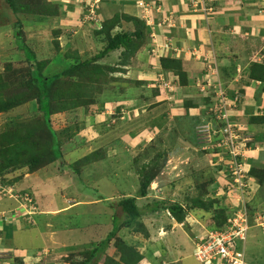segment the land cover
<instances>
[{
    "label": "rangeland",
    "instance_id": "1",
    "mask_svg": "<svg viewBox=\"0 0 264 264\" xmlns=\"http://www.w3.org/2000/svg\"><path fill=\"white\" fill-rule=\"evenodd\" d=\"M195 1L203 11L207 10L204 1ZM153 2L138 0L136 6L120 3L108 8L112 13L145 20L147 30L155 27ZM261 2L254 0L252 5L257 14L264 11ZM27 3L31 6L44 4L43 10L48 6L52 11L57 10L58 16L15 13L7 0H0V74L4 78L10 80L15 74L24 75L37 61L45 59L51 61L45 73L53 74L75 62L76 56L81 61L93 59L107 45L104 34L97 36V29L102 28L108 17H114L107 14V0ZM258 5H263L262 10ZM120 19L121 27L115 31L135 29L132 22ZM257 20L259 17L252 23ZM161 30L163 35L168 29ZM196 31L194 34L202 44L184 50L196 58L201 57L200 60L203 58L207 74L191 80L185 87L180 86L178 75L159 73V59L175 45L176 37L168 32L166 38L161 39L155 30L151 34L154 44L149 52L138 53L127 60L122 66L124 70L106 74L105 79L108 77L109 82L102 96L105 101L103 112L93 114L87 108L79 107L62 112L59 119L50 118L44 115L38 99L30 97L16 108L0 112V133L15 134L18 129L27 131L42 125L41 120L45 119L49 127L44 125L34 137L45 143L44 146L41 144L38 153L57 151L54 162L42 158V162L31 167L29 162L21 161L0 170V264H78L86 252L101 243L105 244L97 264H105L107 256L121 262L116 243L130 244L143 254L144 258L138 264H170L176 260L179 264L183 260L184 264H202L194 257V252L197 244L208 245L209 235L217 227L213 221L216 210L237 207L239 211L233 217L240 215V221L245 222L244 218L250 217V204L257 206L252 213L254 218L262 215L257 211V208L263 211L262 188L254 198L248 181L237 185L235 182L241 178L234 182L221 180L223 166L229 165L236 175L243 168V178L250 180L252 185L256 183L254 189L259 188L258 180L250 179L248 169L234 163L233 157L239 154L245 160H251L250 157L253 160L257 150L264 147V139L259 147V143L243 129L250 127L249 112L241 109L240 92L229 93L226 82L229 81L228 72L232 70L222 73L219 54L226 52V56H235L242 63H264V34H243L242 31L232 34L224 29L223 32L216 31V35L209 30L207 34L205 30ZM207 43L210 48L205 49ZM218 43L225 45L224 50L218 49L219 54L214 49ZM33 52L35 57L31 58L29 54ZM120 52L93 63L103 66L118 63ZM8 64L12 65L11 71H5ZM15 79L9 81L10 86L2 93V99L27 90L19 81L13 87ZM137 79L147 81L148 85L129 88V83ZM115 85L128 87L125 94H119L118 90L114 93ZM107 87H110L108 91ZM156 89L160 96L151 97ZM199 93H203L202 96ZM142 95L151 97L149 104H145ZM207 97H210L208 103L204 100ZM189 100L198 105L197 109L185 106L184 102ZM155 102L158 105L149 107ZM120 105V115L113 118ZM162 115V126L151 118ZM201 115L210 118H204L196 129L192 122L184 120V117ZM215 121L224 123V127H214ZM114 123L122 124L121 128L110 131L108 127ZM257 136L264 138V130ZM48 147L52 149L47 150ZM217 147L224 149L217 151ZM253 163L264 168L263 164ZM3 164L5 158L0 155V169ZM147 177L151 178L148 195L141 197L139 191ZM214 187L217 188L215 194ZM126 196L139 197L140 206L155 201L178 202L184 207L185 220L179 223L169 211H155L144 213L139 219L140 225L128 226L125 215L117 208V203ZM198 196L204 202L216 199L213 210L192 208V201ZM243 205H246L244 211L241 210ZM7 224L12 226L6 230L15 229L12 238L8 234V239L2 230ZM137 226L138 231L131 230ZM242 243H246V248H241L245 249L249 263L264 264L262 228L250 229Z\"/></svg>",
    "mask_w": 264,
    "mask_h": 264
},
{
    "label": "trees",
    "instance_id": "2",
    "mask_svg": "<svg viewBox=\"0 0 264 264\" xmlns=\"http://www.w3.org/2000/svg\"><path fill=\"white\" fill-rule=\"evenodd\" d=\"M10 8L15 13H30L35 15H45V16H58L57 10L52 11L47 5V8L43 10L42 6L44 5H34L31 6L27 2L28 1H46V0H7ZM120 18H123L128 23L129 21L132 22L135 25V29L133 31L122 29V30H116L117 27H121L122 21ZM146 22L142 19H137L135 17H131L129 15H125L123 13L120 14V12H117L115 17H112L111 19H107V21L103 24L101 29H97V36L105 35L106 43L107 45L105 48L98 52L95 57L89 61H81L77 56L75 58V62L67 65L65 69L62 71H55L53 74L45 73V71H48L50 60H40L37 61L32 68H28L26 73L24 75L18 76L14 75L15 82L13 87H16V82H20L21 86H25L27 88L26 91L22 92L21 94L14 95L15 97H11L9 99H2L1 95L3 92H5L9 86H10V80L13 78H4L0 74V112L1 111H7L13 108H16L17 106L21 105L27 98H37L40 103V108L44 112V115L47 117L52 118L55 116V119H59V114L62 112H66V110L74 109L83 107L84 109L87 108V110H90L93 114H98L103 112L105 101H103L102 96L106 92V85L109 82L108 77L105 79L109 72H114L117 70H124L122 66L125 65L127 60L135 57L140 51L145 48L150 41L152 40L150 38V32H148V29H145ZM103 35V36H104ZM120 50V61L118 63H111L107 66L103 65H96L93 62L98 59H102L104 57H108L111 53L116 52ZM171 49H168L167 54H163L160 57V70L159 73H163L165 75L175 74L179 76V84L182 87L187 86L191 79L188 77L187 72L184 70L183 67V60L181 58H174L170 55ZM29 56L31 58L35 57V53H30ZM72 56V55H69ZM220 57V56H219ZM59 60L62 59V57L58 58ZM79 59V60H78ZM231 64L229 66L233 69H236V63L233 62V60L238 59L237 57H231ZM77 60V61H76ZM223 65L220 64V68L223 69ZM12 65L8 64L6 66L5 71H11ZM231 69V68H230ZM248 78L256 81H264V63H251L248 70H247ZM227 73V70H226ZM236 73L234 72H228L229 76L228 78H231V76ZM97 74L102 75V77ZM207 74V69L203 71L202 74H200L201 78H203ZM247 78V79H248ZM249 83V82H248ZM19 86V84H17ZM145 85H148L147 81L144 80H135L133 83H129L128 87H145ZM115 91L118 90L119 94H125V91H127L126 86L124 87H118L116 86ZM119 88V89H118ZM110 89V87H107V91ZM229 93H231L229 91ZM203 93H199V95L202 96ZM160 96V93L158 89L154 90L151 97H157ZM147 98L146 95H142V98L144 99L145 104H149L148 100L151 98ZM205 102H210V97H207L204 99ZM185 106H191L196 108L198 105L194 104L191 100L184 102ZM158 105V102L152 103L149 107H153ZM121 105L118 106L116 110V114L112 117H117L121 113ZM208 113H211L208 109ZM152 116V120L155 122H159V125H161V122L164 120V116ZM157 118V120H156ZM210 118L209 115L207 116H199L196 118H188L184 117V120L187 123H193L196 129V126L203 122V119ZM152 121V122H153ZM251 123L252 122H259L264 121V117L261 116H255L250 118ZM42 125L36 126L34 128H30L27 131H24L23 129H18V131L13 134L12 132H5L0 133V155L1 157L5 158V164L2 165V168L0 170H3L8 167L15 166L19 164L21 161H27L29 162L31 167H35L37 164L42 162V158L44 160H47L49 162H54L57 159V151H54L53 153L44 151L41 153H38L41 149V142H39L35 135H37L39 132H41V128L45 125L48 126L47 121L45 119L41 120ZM186 124L185 122H182ZM155 124V123H152ZM183 124V125H184ZM122 125V124H121ZM120 124L116 125L110 124V127L108 129L112 131L114 128L116 130H119L121 127ZM224 123H220L215 121L213 124L214 127H224ZM193 126V127H194ZM20 132V133H19ZM22 132V133H21ZM167 133V132H166ZM164 134V133H163ZM15 136V138H13ZM222 138V137H221ZM223 139V138H222ZM256 140V138H255ZM252 144V143H251ZM45 143L43 144V146ZM45 149V148H44ZM48 149H52L51 147H48ZM224 148L217 147L216 150H222ZM36 152V153H33ZM238 161H241L244 163L245 167L248 169L247 176L250 179L258 180L259 185H264V168H258L259 166L252 165L250 163L249 159H244L239 156ZM89 161V160H87ZM225 171V172H224ZM224 176H222V181L228 180L229 182H234L235 176L233 175L232 171L229 168V165L223 166V173ZM245 181H248L249 187L254 189L253 185H256V183H253L250 180H248L246 177L244 179ZM220 183V181H219ZM218 183V184H219ZM151 184V178H148L142 183L139 195L141 197H146L148 195V188ZM219 186V185H218ZM258 187V186H257ZM227 190V187H224ZM217 188L214 187V194L216 193ZM252 191L254 192V198L257 195V190H260L261 187L255 188ZM262 190V189H261ZM260 190V191H261ZM105 198V197H104ZM103 198V199H104ZM107 200H109V197H107ZM140 199L139 197L134 196H126L123 199H121L117 203V208L122 211V214L126 217V224L128 226H132L133 224L140 225L139 219L142 218V215L144 213H150V212H161V211H169V215L172 216L177 222L182 223L185 220V211L183 205L180 203H167L166 201H162L161 203L156 202L153 204H147L144 203V205L140 206L137 202V200ZM210 201H203L200 196L195 197L193 199L192 208L197 209H205L207 211L213 210V203H215L216 199H209ZM108 202V201H107ZM147 202V201H145ZM250 202H248L249 204ZM252 204V203H251ZM255 206V205H254ZM254 206L249 204L248 213L251 218V222L254 221V215L252 214L254 210ZM191 207V206H190ZM259 209H257L258 211ZM215 211V210H214ZM239 210L237 207H223L219 211L216 210L214 212L213 221L217 224V227L215 230H223L228 224V220L231 219L235 213H237ZM259 212V211H258ZM262 215H264V209L263 211H260ZM12 224H7L2 230H4V237L7 238L8 234L10 233V237L12 238V234L14 233L15 229L12 230H6L8 228H11ZM134 231H138V226L134 227ZM8 239V238H7ZM13 240V239H10ZM14 241V240H13ZM108 241V240H107ZM247 243V242H246ZM243 244V245H246ZM105 243H101L98 246H95L92 250L89 252H86V256L84 259L78 263V264H97L98 259H100V255L102 254V248L104 247ZM117 247L119 248L121 255L120 260L121 262H117L113 257L107 256L105 258V264H138L142 258H144V255L139 253L132 245L124 243H116ZM240 244L239 248L242 249ZM246 248V247H245ZM99 253V254H98ZM22 257V256H21ZM19 257V258H21ZM195 257V256H194ZM196 258V257H195ZM96 259V261H94ZM4 264H7L4 262ZM10 264V263H9ZM14 264V263H11ZM16 264V263H15Z\"/></svg>",
    "mask_w": 264,
    "mask_h": 264
},
{
    "label": "crops",
    "instance_id": "3",
    "mask_svg": "<svg viewBox=\"0 0 264 264\" xmlns=\"http://www.w3.org/2000/svg\"><path fill=\"white\" fill-rule=\"evenodd\" d=\"M137 1L138 0H107V8L108 6L109 8H112V6L120 3L123 5L129 3V5L136 6V4H138ZM195 2V0H154L153 3L155 4L154 8L156 11L152 8L154 11V13L152 11V22L155 24V27L153 26V28H148V32H150L149 34L152 40L145 48H143L142 51L139 52L143 53L146 51L147 53L151 50V46L154 44V42L152 43L153 37L151 34L155 32V30L161 39H163V37L166 38L165 35L169 32L170 36L176 37L175 45L169 48L171 49L170 55L174 58H181L183 60L184 70L187 72L188 77L191 80L199 78L200 74L205 71L203 58L200 60L201 57L196 58L185 51V48L191 49L199 47L200 44H202L201 40H198L196 38V34H194V32H197L196 30H205V34H207L208 30L210 33L215 34L216 31L223 32V29L225 31L232 32V34L237 33L236 31H242L243 34H264V11L263 13L257 14V9L252 7V5H254V0H205L204 3L207 9L206 11H203L200 6L195 4ZM259 4H264V0H262ZM258 6L261 8L263 5ZM109 8L107 14L110 13L111 16L115 17L117 12L112 13ZM246 10H248V12ZM260 10H262V8ZM257 17H259V20H257L255 24L254 22L252 23L254 18ZM109 18L110 17L107 19ZM182 18L183 21L181 20ZM158 23L162 26L160 27ZM252 24L254 27H251ZM162 28L168 29L167 32L165 30L163 35H161ZM163 32L164 31H162V33ZM192 35L195 37H192ZM209 40L212 42L213 39L209 38ZM203 42H206L205 39ZM209 43L206 44L204 47L205 49L210 48V45H208ZM231 45H234V43ZM224 46L225 45L222 43H218L217 46L214 45V49L219 54L220 52L218 49L222 47V50H224ZM227 54L228 53L223 51L219 54L220 64L223 66L226 65L224 67L222 66V73L224 74L227 69L228 71L232 70L233 72L235 70L236 73L229 78V81L226 82V86H228L229 91L233 94L240 92V106L243 105L241 109H246L249 112L248 120L250 123V127H243V129L247 131L254 140L256 138L255 142L259 143L260 147V143L263 142L262 139L264 138L258 137L257 133L264 130V121L251 123L250 118L255 116L264 117V81L254 82L248 78L247 70L248 66H250V61L248 63H242L241 59H235L233 62L236 63V69H233L232 67H230V69L229 66L231 64V59L229 58L231 57L226 56ZM200 65H202V67ZM195 74L198 76H195ZM239 86L241 87L239 88ZM240 106L238 107L239 109ZM240 118H242V115ZM250 158V163L252 165H254L253 162L264 165V147L262 148L261 146L260 149L257 150V155L253 158L254 161L252 160V157ZM258 186L261 187L262 192H264V185L258 184ZM256 193L258 194V190ZM255 207L257 206L255 205ZM262 208L264 209V204L262 205ZM178 262L179 261L176 260L172 261L170 264H179ZM181 264H184V260Z\"/></svg>",
    "mask_w": 264,
    "mask_h": 264
},
{
    "label": "built area",
    "instance_id": "4",
    "mask_svg": "<svg viewBox=\"0 0 264 264\" xmlns=\"http://www.w3.org/2000/svg\"><path fill=\"white\" fill-rule=\"evenodd\" d=\"M198 1H205V0H198ZM243 150L245 149L243 148ZM239 156L241 157V155L239 154L234 155L233 162L235 163L236 161V164H242L243 165L242 167H244L245 166L244 163L236 159ZM241 158L243 160V157ZM233 170L234 168L232 169V173ZM238 171L240 173L237 175L233 173L236 180L238 178H241L239 179V181L235 182L237 185L238 183L241 184L243 181H245L243 178V168L242 171L240 169ZM247 185L249 187L248 182ZM243 187L244 186H242V188ZM242 207H243L241 209L242 211L246 210V205H243ZM239 217L240 215L231 218L227 226L224 228V231L212 230V232L209 235V241L207 242L208 243L207 246L202 245L201 243L197 244L198 246L196 245L197 250L196 252H194V255L195 257H197L199 260L202 261V264H251L246 260L245 249L240 250L239 243H241V246L245 248V245H243L242 242H244L245 237L249 235V231L253 227L258 229L262 228L264 233V215H259L254 218V220L256 221V225L254 226H252L250 217L247 218L246 216V218H244L245 222L240 221Z\"/></svg>",
    "mask_w": 264,
    "mask_h": 264
},
{
    "label": "clouds",
    "instance_id": "5",
    "mask_svg": "<svg viewBox=\"0 0 264 264\" xmlns=\"http://www.w3.org/2000/svg\"><path fill=\"white\" fill-rule=\"evenodd\" d=\"M162 55H163V54H162ZM162 55H161V56H162ZM254 144H255V143H254ZM255 146H256V145H255Z\"/></svg>",
    "mask_w": 264,
    "mask_h": 264
}]
</instances>
